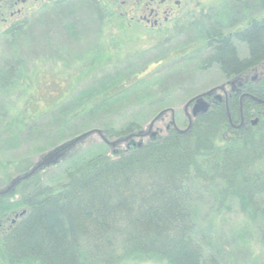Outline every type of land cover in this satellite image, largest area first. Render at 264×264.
<instances>
[{"label": "trees", "instance_id": "obj_1", "mask_svg": "<svg viewBox=\"0 0 264 264\" xmlns=\"http://www.w3.org/2000/svg\"><path fill=\"white\" fill-rule=\"evenodd\" d=\"M248 2L231 0L232 5L247 6ZM256 2L264 11V0ZM224 10L212 17L201 14L206 18L200 25L201 48L209 52L203 67L216 64L230 80L262 66L259 77L247 85V95L264 100V14L228 36L223 31ZM21 26L13 24L5 34L23 38ZM236 41L246 45L245 57L239 56ZM104 57L95 54L91 66L101 64ZM4 63L0 88L14 80L17 71L11 62ZM108 82L112 80L106 75L77 92L65 91L46 104L60 109L73 97V113L78 116L89 112L90 105L103 109L113 98L110 94L104 97ZM116 83L114 79L112 84ZM251 99L242 103L247 115L242 124L239 99L231 94L227 103H211L186 131L170 126L159 139L114 155L97 154L68 171L56 186L42 184L38 174L22 181L15 188L18 195L14 199H10L12 193L0 197V216L16 207L27 208L0 239L2 260L6 264L146 260L220 264L215 256L216 216L229 211L235 202L248 223L264 222V114L257 115L264 103ZM38 102L33 104L37 109ZM251 113L259 118L255 125L251 119L256 115ZM139 128L129 123L123 129L105 126L103 130L108 138H120ZM10 165L21 174L27 171L30 159ZM11 178L8 168L1 165L0 187ZM193 194L207 196L203 211Z\"/></svg>", "mask_w": 264, "mask_h": 264}, {"label": "rangeland", "instance_id": "obj_2", "mask_svg": "<svg viewBox=\"0 0 264 264\" xmlns=\"http://www.w3.org/2000/svg\"><path fill=\"white\" fill-rule=\"evenodd\" d=\"M193 5L191 27L184 29L183 26L182 32L166 30L160 35L141 26L127 27L115 16L103 22L99 17L101 13L84 1L61 7L48 5L39 12L25 13L21 18L5 16L6 21L0 20V70H5V61L17 68L15 79L0 88V166L8 168L11 180L18 175L11 163L29 158V171L50 147L93 129H101L106 136L105 126L119 130L129 123L138 124L137 131L145 133L143 142L160 138L171 122L185 129L186 113H191L192 109V105L185 109V103L227 82L217 66L203 67L202 61L209 53L201 48L203 26L200 25L205 16L212 17L219 10L227 9L222 15L223 31L229 33L264 14L256 0H249L247 6L232 5L231 0H193ZM200 9L202 11L197 12ZM19 20H23L18 23L22 25L23 38L6 35L5 31ZM237 49L239 56H246L245 44L237 43ZM95 54L105 57L101 64L91 66ZM262 71L263 68L251 73L249 78L254 77V82ZM106 75L118 83L108 82L104 97L110 94L113 98L105 108L98 110L90 105L89 112L78 116L73 113L76 106L73 97L68 99V96L69 101L60 109L47 105L55 97L63 96V92H77ZM225 87L228 91L231 89L230 85ZM214 94L223 95L220 89ZM29 100L31 104H27ZM35 100L39 101L38 109L33 105ZM159 113L160 117L150 125ZM62 137L65 138L59 140ZM108 139L115 143L106 144L101 134L92 131L73 146L66 157L42 166L27 179L38 174L42 184L56 186L65 180L68 171L87 159L100 153L118 154L140 140L139 137L118 142V138ZM11 193L10 199L18 195L15 189ZM192 198L201 203L202 211L207 207L205 200L208 198L204 194H193ZM23 211H9L8 221L2 222L3 229L13 218L16 224L25 215L21 216ZM213 222L216 262L264 264V222L248 223L235 202ZM0 264H6L1 256ZM120 264L166 263L146 260Z\"/></svg>", "mask_w": 264, "mask_h": 264}, {"label": "flooded vegetation", "instance_id": "obj_3", "mask_svg": "<svg viewBox=\"0 0 264 264\" xmlns=\"http://www.w3.org/2000/svg\"><path fill=\"white\" fill-rule=\"evenodd\" d=\"M79 1H84L95 10H97L99 14L101 13L99 17L103 22H108L115 16L121 19V21H124L127 27L141 26L148 32L156 35H160L166 30L182 32L183 26L184 29L189 26L191 27L192 16L195 12L193 0H0V20L2 22L6 21L7 18L5 16H8L11 19L21 18L20 16L25 13L33 11L39 12L41 10H44L45 6L48 7V5L51 7H61L66 4ZM201 11L202 10L200 9V11L197 12ZM22 21L23 20L16 21V23L14 24L22 23ZM237 29L241 28L239 27ZM237 29H234L233 31L227 33V35L232 36L233 32ZM235 43V46L237 48V43L239 44L240 42L236 41ZM247 52L248 49L246 47V54ZM214 66L217 65L214 64ZM241 78V76H238V80L235 85V87H237V91L230 93L229 96H231L232 94L238 97L240 103L239 112L242 120L241 122H243L245 121V118H247V115L246 112L242 110V103L246 99H251V97L247 95V90H249L247 85L253 82V79L250 77L247 80L241 82ZM207 100L210 102V104L213 100L217 101L213 96L207 98ZM259 114H264V107H261V111H258L257 115ZM252 115L254 116L256 114L251 113V116ZM257 115L254 117L258 118ZM169 128L170 126L167 125L165 128V132ZM22 209L24 210L21 214L22 216L27 212L26 207H16L13 209V211L17 212L18 210ZM7 213L0 216V239L7 233L9 229H11L15 225V220L13 218L11 221L12 223H10L12 225L9 224L6 229H3L2 222L8 221V218H6Z\"/></svg>", "mask_w": 264, "mask_h": 264}, {"label": "water", "instance_id": "obj_4", "mask_svg": "<svg viewBox=\"0 0 264 264\" xmlns=\"http://www.w3.org/2000/svg\"><path fill=\"white\" fill-rule=\"evenodd\" d=\"M261 68H263L261 66ZM258 70L257 67L253 68L251 71L252 73H256ZM261 74V73H260ZM250 72L249 73H245L243 76H241V82L245 81L249 78ZM254 78V77H253ZM252 78V79H253ZM238 80V77H235L233 79L228 80L225 84L223 85H218L216 87L210 88L208 90H206L205 92L194 96L193 98H190L186 103H185V109H188L189 106L192 105V109H191V113H186L187 114V126L185 129H180L178 127L175 126V124L173 122L169 123L168 126L173 127L174 129H176L177 131H186L187 129L190 128L192 121L194 119V117H196L197 115L206 112L209 107H210V102H208L207 98L213 96L214 99H216L218 102L224 100L225 103H227V98L229 97L230 93L232 92H236L237 91V87H235L236 82ZM230 85L231 89H229V91L226 89L225 86ZM239 86V85H238ZM218 89L222 90V94H214ZM249 95V94H248ZM224 96V99H223ZM255 101L259 102V103H264V100L256 98L252 95H250ZM217 101L213 100L212 103H217ZM164 111H162L161 113H163ZM156 115L150 122V125L156 121V119H158L160 117V114ZM251 124L255 125L258 122V118L255 117L253 119H251ZM242 124V122H241ZM92 131H96L98 134H101L102 136V140L103 142H105L106 144H110L112 145L115 142H112L108 139V137L104 136L101 132V129H93L91 131L88 132H84L81 133L75 137H73L72 139H69L67 142L61 143L53 148H51L50 150H47L44 154H42L40 156V161L34 163V165L32 166V168H30L29 171L27 172H23L21 174H18L16 177H14L11 180V183L5 187V188H0V196L4 195V194H8L11 193L17 185H19L22 181H24L25 179H27L30 175L35 174L39 168H41L44 165H48L51 163H55L56 161H58L59 159L61 160L62 158L67 156V152L71 151L72 147L75 145H78V143H81L82 140H84ZM145 135V133H142L140 130L130 134L126 137H120L118 138L116 141H124L127 139H133V137H139L140 140L138 142H136L135 144H131V146H140L141 144H143L144 142L141 141L142 137ZM159 139V138H158ZM153 140V139H152ZM75 148V147H74ZM73 148V149H74ZM130 148V147H129ZM71 149V150H70ZM67 153V154H66ZM70 153V152H69ZM66 154V155H65ZM113 155L116 153H112ZM65 155V156H64Z\"/></svg>", "mask_w": 264, "mask_h": 264}]
</instances>
